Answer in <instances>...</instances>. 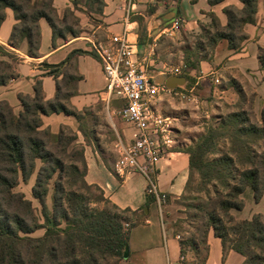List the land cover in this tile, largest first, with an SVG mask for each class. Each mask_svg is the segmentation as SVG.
I'll return each instance as SVG.
<instances>
[{"label": "trees", "instance_id": "16d2710c", "mask_svg": "<svg viewBox=\"0 0 264 264\" xmlns=\"http://www.w3.org/2000/svg\"><path fill=\"white\" fill-rule=\"evenodd\" d=\"M222 1L208 0V3L214 6ZM240 2L241 8L227 6L223 9L227 17L225 27L213 14L210 15L211 27L215 30L209 38L212 51L222 39L233 51H237L246 40L243 27L255 23L259 0ZM73 5L77 10H83L79 0H73ZM7 8L12 9L17 21L9 43L19 49L26 41V54L30 57H37L38 54L40 19H45L53 29V41L79 34V20L74 12L66 9L60 18L52 0H0V25ZM98 10L101 11L102 6ZM69 17L73 19L75 29L66 24ZM59 25L63 26L62 29ZM197 46L202 49L201 43ZM0 53L7 58L0 60V86H4L17 78L14 70L16 57L4 52L1 47ZM258 58L264 69V55L259 53ZM198 62L186 61L184 64L195 69ZM63 64H41L47 75L53 76L56 81L57 92L53 100L44 98L41 83L36 81L33 96L18 95L22 106L18 114L8 103L0 102V264H121L125 260L124 250H128L131 224L125 229L124 223L127 222L125 215L131 213L130 209L118 208L104 197L98 186L86 183L83 153L79 160L82 173L78 165L65 166L54 155L53 149L62 145V127L57 134L42 127V116L54 113L77 116L61 102L64 99L68 101L72 94L73 79L67 74L57 80ZM223 136H227L230 142L228 153L213 161L205 160L206 155L214 152L216 138ZM60 152L65 153L64 145ZM185 152L189 157L190 174L195 171L202 182L217 180L228 189L225 199L218 204L221 215L207 213V223L203 226V242L207 248L204 259L200 263L189 261L188 264H205L209 229L221 240L224 251L231 249L244 258L242 264H264V214L256 213L250 219L241 221L229 214L232 209H243L244 202L240 196L246 189L252 191L256 203L264 196V109L260 121H251L247 115L233 112L220 128L209 129L194 147L187 148ZM37 161L41 162V166L35 173ZM34 173L31 192L41 207L42 224L35 218L31 201L14 191L19 178L26 182ZM54 176L52 208H49L46 200ZM229 180L234 183L231 185ZM91 188L100 193L96 202L111 205L113 213L89 207V199L83 191ZM153 201V198L147 197L148 204ZM41 229L44 230L41 236H32ZM226 244H229L228 248ZM179 245L180 254L187 258L190 252L199 255L194 240H182Z\"/></svg>", "mask_w": 264, "mask_h": 264}, {"label": "crops", "instance_id": "0c3cea01", "mask_svg": "<svg viewBox=\"0 0 264 264\" xmlns=\"http://www.w3.org/2000/svg\"><path fill=\"white\" fill-rule=\"evenodd\" d=\"M105 5L100 14L97 26L91 27L88 16L73 5V0H52V5L61 18L66 9L74 12L79 22V34L67 36L65 39L56 38L53 41V29L45 19L39 20L40 45L37 57L26 54L27 43L23 41L17 49L9 43L10 34L16 20L12 9H6V16L0 25V47L6 53L16 57L14 70L17 78L0 86V102H6L15 114L22 110L18 95H34L36 81H40L42 92L46 100H53L56 96V81L47 75V70L41 64H63L57 80L60 81L67 74L72 76L71 92L68 98V108L73 111H91L96 119L92 129L101 136L100 128L107 127L111 132L110 140L104 144L95 137L92 140L82 135L84 159L86 163L85 181L89 185L98 186L106 199L120 209H130L133 220L129 228L128 252L125 258L127 264H177L180 256L179 240L169 229L165 228L166 214L159 215L158 206L153 201L147 203L146 180L138 173H130L119 177L113 172V163L117 159L116 143L120 139L129 143L137 136V130L131 124L121 120L115 111L120 108L119 100H104L106 79L100 62L91 51V40L101 27L111 35H118L128 31L130 40H136L143 35L150 41L148 49L139 48V58L145 63L147 71L152 74L170 77H181L174 82L177 91L190 95L186 107L173 102V98L162 94L154 103L157 113L172 119L173 142L172 148L159 162L157 185L162 193L170 199L178 198L185 189L190 171L189 157L185 152L189 142L195 138L193 133L197 110L212 106H236L242 81L248 88L254 89L258 101L263 100L264 106V69L259 62V53L264 48V0H259L256 21L245 24L244 33L247 35L237 51L230 50L224 39L217 42L207 58H200L195 69H185L183 63L170 66L160 61L161 66L155 65L154 51L159 54L168 51L162 49L157 42L172 24L177 21L178 26L173 29L171 36L186 33L197 34L202 26L211 19L213 14L222 27L227 24V17L223 9L227 6L242 7L240 0H223L214 6L208 0H133L130 5L127 0H104ZM124 2V3H123ZM104 42V40H100ZM55 43V44H54ZM151 50H153L151 52ZM77 51H82L79 53ZM7 59L0 53V60ZM167 67V68H166ZM178 67L181 74H174L170 70ZM156 78V77H155ZM219 81L215 84L214 80ZM237 81V83H235ZM165 85V84H164ZM166 86V85H165ZM167 87V86H166ZM237 87V88H235ZM193 89V94L187 91ZM105 114V115H104ZM42 127L48 128L52 134H57L61 127L75 125L78 119L63 113L42 116ZM115 136V139H114ZM104 140V139H103ZM105 141V140H104ZM115 148L113 158L107 157L110 149ZM114 150V149H113ZM261 201V200H260ZM260 203V202H259ZM167 209L169 205H164ZM263 214V213H262ZM208 255L205 264H242L244 258L231 249L224 251L221 240L213 233L207 237ZM190 261V260H189Z\"/></svg>", "mask_w": 264, "mask_h": 264}, {"label": "rangeland", "instance_id": "374dc122", "mask_svg": "<svg viewBox=\"0 0 264 264\" xmlns=\"http://www.w3.org/2000/svg\"><path fill=\"white\" fill-rule=\"evenodd\" d=\"M119 2L122 3V0H119ZM79 3L83 8L82 11L88 16L90 26H97L98 21L100 20L99 16L102 13L103 7L105 5L104 0H79ZM100 6H102L101 11L98 10ZM211 22L212 21L209 17L204 26H202V30L197 34L186 33L173 36L164 35V37H161L157 42H160V44L162 45V49L167 48L168 51L164 52V50L163 53L159 54V51H157L158 48H155V65L161 66L163 63H165L167 65L174 66L182 62L185 69L189 70L190 68L188 66H185L184 64L186 61H188L189 63H196L200 60V58H207L212 52V44L209 38L213 36L215 32V30L211 27ZM66 24L68 26H72L73 29H75L72 18L69 17ZM59 27H61L62 29L63 26L59 25ZM108 34V30H105L101 27L97 30L92 39H96L98 41H106ZM198 43L202 44L201 50L198 49ZM150 44V41H148L147 38L140 34V36L138 37L139 48L143 51V49H148ZM260 53L264 55V49ZM160 61H162L163 63L160 64ZM235 83H237V81ZM237 85L239 86L240 95L236 106H228L223 104L221 106H218L217 110H214L212 106H205L203 110H197V112H194L197 114L194 122V126H196V128L195 130H193V137L195 138H193L189 142V146L187 148L194 147L196 143L199 142V140L208 133L209 129L220 128L221 125L227 120V116L232 114L233 112H239L243 115H247L251 121H260V115L262 110L264 109V106L262 107L263 100L258 101V99L256 98V94H254V89L248 88L243 81L242 86L245 88V90H243L239 84ZM61 102L65 106H68L67 99L62 100ZM173 102L177 105H180L181 107L186 108L188 107L187 103H189V101H180L178 97H174ZM75 112L77 114L76 118L78 119V127L76 125L74 127H62V145H60V147L58 146L56 149H53V153L63 162L65 166L73 163L78 165L80 167L79 172L82 173V168L79 160L81 159V153H83L84 156V148L82 146V143L80 142L82 140V135L81 133L79 134L77 130H80L84 134L85 138L83 139L85 140V142L86 138L88 139V137H90L92 140L97 137L100 139L99 143L104 144L106 141L110 140L112 136L110 130H108L107 127L100 128L101 136L96 135L97 133L92 130L96 128L95 123L97 122L96 119L93 118L94 114L92 110L89 112ZM63 145L65 153L62 154L60 151ZM230 147V142L227 136L216 138L215 150L213 153L206 155L205 160L213 161L220 158L222 155L228 153ZM113 149H110L108 153L105 152L107 157H114L116 150L115 148ZM40 166L41 162L37 161L35 173H37V170ZM35 173L26 182L19 178L18 185L16 186L14 191L22 193L27 200L31 201L35 218L39 221V223L42 224L43 219L41 215V207L39 205V202L33 198L31 192V188L34 184ZM55 181L56 176H54L49 185V193L46 200L49 208H52L51 197L54 192L53 185ZM65 181L66 178L64 179V182ZM229 181L231 185L234 183V181ZM72 189L74 190L75 187L71 188V190ZM227 192L228 189L219 184L217 180H213L211 182H202L198 173L193 171L188 177L184 192L178 198L170 199L169 196L166 195L165 205H169V208H163V212L164 214H166L165 228L167 230L169 229V231H171L173 234L179 235V241L194 240L198 248V256L193 252H190V255L188 257V260H190V262L192 261L195 263H200L204 259L207 248L203 242L205 230V227L203 226L205 223H207V213L215 212L216 214L221 215L218 204L220 200L225 199ZM83 193L89 199V207L98 210H106L110 213H113L111 205L107 203L96 202L97 197L100 194L98 190H96L95 188H91L88 191L84 190ZM240 198L244 202L243 209L241 211L233 209L229 211V214L233 216L235 220L241 221L250 219L256 213L264 214V196L261 199L260 203H256L253 200L252 191L250 189H246L240 196ZM125 218L128 223H124V228L127 229L129 227V224H132L133 215H131V213H127L125 215ZM126 224L128 225V227H126ZM43 231V229L38 230L32 236L39 237L43 234ZM209 233H213V230L209 229ZM226 246L228 248L229 244H226ZM121 264L127 263L125 260H123Z\"/></svg>", "mask_w": 264, "mask_h": 264}, {"label": "built area", "instance_id": "2783aa9c", "mask_svg": "<svg viewBox=\"0 0 264 264\" xmlns=\"http://www.w3.org/2000/svg\"><path fill=\"white\" fill-rule=\"evenodd\" d=\"M127 1L130 5L133 0ZM177 26L178 22L175 21L167 31L168 35ZM89 42L106 79L104 100L107 103L111 99L119 100L121 106L115 111L116 115L137 130V136L129 143L120 139L117 141L113 172L119 177L130 173L142 175L146 180V195L154 199L159 215L163 217L166 194L159 190L156 177L160 160L172 148L173 127L172 119L157 113L154 103L162 94L187 100L190 95L156 82L139 58L138 43L129 39L128 31L111 35L104 42L96 39ZM170 71L182 73L178 67ZM214 82L219 83L217 79ZM193 91L191 88L187 92L193 94ZM176 239L180 240V236L176 235ZM188 263V258L180 254L177 264Z\"/></svg>", "mask_w": 264, "mask_h": 264}, {"label": "water", "instance_id": "95a60500", "mask_svg": "<svg viewBox=\"0 0 264 264\" xmlns=\"http://www.w3.org/2000/svg\"><path fill=\"white\" fill-rule=\"evenodd\" d=\"M152 76L156 77V82L159 83V84H165L168 88H174V82L175 80H178L180 79L181 77H170L168 79H165V76L164 75H158V72L152 74ZM127 252L128 250L125 249L124 250V258H126L127 256Z\"/></svg>", "mask_w": 264, "mask_h": 264}]
</instances>
